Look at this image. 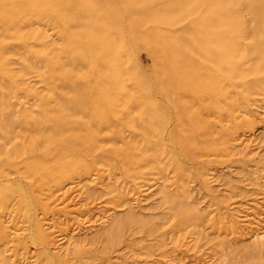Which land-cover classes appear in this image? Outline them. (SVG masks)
<instances>
[{
    "label": "rangeland",
    "instance_id": "374dc122",
    "mask_svg": "<svg viewBox=\"0 0 264 264\" xmlns=\"http://www.w3.org/2000/svg\"><path fill=\"white\" fill-rule=\"evenodd\" d=\"M82 1L0 0L4 256L264 264V247L216 232V218L263 189L264 0ZM101 31L113 43L103 53L86 41ZM127 210L137 220L116 231ZM102 214L105 225L73 234L81 241L60 256L39 238ZM190 238L194 250L182 246Z\"/></svg>",
    "mask_w": 264,
    "mask_h": 264
},
{
    "label": "bare ground",
    "instance_id": "6f19581e",
    "mask_svg": "<svg viewBox=\"0 0 264 264\" xmlns=\"http://www.w3.org/2000/svg\"><path fill=\"white\" fill-rule=\"evenodd\" d=\"M48 1H50V2H58L60 0H48ZM33 3L40 4V0H33ZM69 4H72L74 6L84 5V1H82V0H69ZM95 39H96V41H98V43L96 45V48H97V50H100L99 53H103L110 46H113V43L109 39H107V34L104 31H101L97 35V37L96 36L91 37V38L87 39L86 41H87L88 45L91 46V42L93 40H95ZM128 45H129V43H128ZM124 48H126V47H124ZM129 49H130V45H129ZM129 52H127V53H129ZM125 54H126V52H125ZM130 55H131V53H130ZM247 139H246L245 136L242 137V138L240 137V139H239L240 142H239L238 145H242L243 147H247L246 144H248V141H249V140L247 141ZM21 154H22V152H21ZM21 162H23V160ZM5 169H3V171ZM262 184H263V186L260 187V188H263L262 191L259 192V194H254V196L250 199V201L249 200H246L247 201V204L246 205L245 204H244V206L242 205L240 207V209H236V208H233L232 209L231 207H229V208L232 209V210L230 209L231 210V213L230 212L223 213L222 216H219L218 215L219 216L218 219L216 218V222L221 226V227H218L217 226L220 229H217V230L215 229L216 232L219 231V232L223 233V236L224 237H228L229 235H235L238 238L236 240V244L237 243L239 244L238 247H240V249L242 248V249H248V251H260L264 247V226H262V227L258 226V224H260V221H261L260 216H263V215H261V212L264 209V208H262V204H264V182ZM12 185L14 186V184H12ZM258 185H260V184H258ZM0 189H3V188H0ZM5 189H7L6 186H5L4 190ZM166 196H167V194H166ZM167 197H168V199H170L169 196H167ZM229 206H230V204H229ZM181 207L183 208L184 206H181ZM176 209H178V207ZM184 209H186V208H184ZM223 212H225V211H223ZM193 214L194 213H192V216L198 217V214H196V213H195L196 215H193ZM210 214H211V211L210 212L209 211L208 212L206 211V212H204L202 214V216L204 218H209L210 219L212 217V215H210ZM220 215H221V213H220ZM105 217L106 216L104 214H102L101 216H98L97 219L95 218V220H93V219H90L91 217L89 218L88 215L86 217H84V216L81 217V215L80 216L79 215H75L73 217V222H75V224H76L75 227L70 228V229H64L65 232H62L61 233L60 230H59V228L57 230L55 228V225H57V224H55V223L54 224H49L44 229L39 230L38 235H39V238H40L41 241H46L47 243L51 244L54 248L57 249V252L58 253H56V254L58 256L59 254L61 255L63 253H66L70 249V247H75L78 244V242L81 241L80 238H77V237L75 238V236H74L75 234H78L80 232L81 235H84L85 236L86 235V232L87 231H92L93 228H96L97 226H95V225L97 224L98 221H101L102 219L103 220L100 223L102 224V226L105 225V223L107 222V219ZM262 218H263V221H264V216ZM123 219L131 220V221H136L137 220V218L134 216V213L131 210H127L126 213H125V215L123 217L121 216V217L116 218L114 220V228L116 229V231L119 229V226H120V224H121V222H122ZM62 223H65L64 220L61 222L60 225H62ZM221 233H220V235H221ZM110 234H111V230L108 229V227L107 228H104L103 230H101V235H104L106 237H109ZM204 237H207V234H205ZM195 240L196 239L190 238V239H188V241H186V243H183L182 246H186L185 248H187L188 250H191V249L194 248V245H195L194 242H195ZM82 241H84V240H82ZM180 261L181 260H178V262H180ZM0 264H12L10 262V260L6 256H4V251L3 250H0ZM180 264H186V262L185 261H182ZM212 264H221V263L219 261H216L215 263H212Z\"/></svg>",
    "mask_w": 264,
    "mask_h": 264
}]
</instances>
